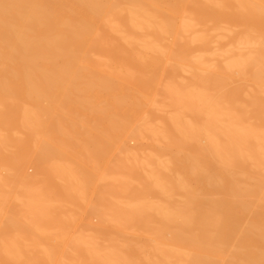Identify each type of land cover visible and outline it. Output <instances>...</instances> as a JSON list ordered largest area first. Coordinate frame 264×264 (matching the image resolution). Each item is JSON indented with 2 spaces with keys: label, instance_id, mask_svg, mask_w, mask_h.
<instances>
[{
  "label": "bare ground",
  "instance_id": "6f19581e",
  "mask_svg": "<svg viewBox=\"0 0 264 264\" xmlns=\"http://www.w3.org/2000/svg\"><path fill=\"white\" fill-rule=\"evenodd\" d=\"M2 169L0 264H264V0H0Z\"/></svg>",
  "mask_w": 264,
  "mask_h": 264
},
{
  "label": "rangeland",
  "instance_id": "374dc122",
  "mask_svg": "<svg viewBox=\"0 0 264 264\" xmlns=\"http://www.w3.org/2000/svg\"><path fill=\"white\" fill-rule=\"evenodd\" d=\"M191 77L190 71H183L181 73V78L188 79ZM237 80H233L231 82L232 85L236 84ZM170 108H167V110ZM94 136V135H93ZM79 141L82 143L83 137L79 138ZM125 144L127 148L135 153L138 154L139 157L144 158L149 153H152L153 151L157 149H162L164 158H170L175 153L176 150L170 147H167L165 145L164 141L156 140L154 137H151L149 135H145L139 138H133L129 137L125 140ZM120 156H124L125 154L123 152L118 153ZM181 154V153H180ZM69 162H72L70 160ZM148 169V168H147ZM36 167L34 165H28L26 167V171L29 175H35L36 174ZM2 174L6 173V170L2 169L0 170ZM56 180L58 182H64L65 180L58 176V174L55 173ZM109 182L108 178L104 179H96L95 184H99V186L106 185ZM95 184L91 185L87 192L82 196L81 199H87L89 202L87 204L83 203V208L79 207L75 202L73 201H55L56 205L62 206L64 209V212L66 214L69 213H75L78 214L79 219L77 222L70 224L68 223V226H65V229L67 233L77 235V236H92L94 240L97 243H107L104 236L98 232V230L101 229L100 225V217L99 213L101 209H106L105 206L103 208H99L102 206L98 205V192L95 188ZM191 184L194 188L200 187V183L195 179L191 178ZM176 198L178 200L182 199L181 195H176ZM151 200L158 201L159 199L156 197H152ZM100 209L97 210V209ZM75 210V212H74ZM104 211V210H103ZM106 230H113L115 229L112 222H108L105 226ZM124 239L134 237L139 239L141 242H147L149 240V236L145 234L144 232L137 231L136 229H128L123 234ZM31 246L36 245L33 238L31 237ZM62 238L55 237L51 240L52 244H62L61 242ZM148 251V250H147ZM31 264H183V262H31Z\"/></svg>",
  "mask_w": 264,
  "mask_h": 264
}]
</instances>
